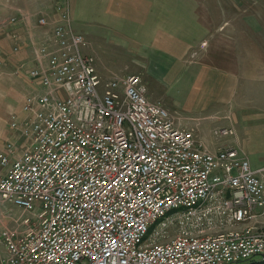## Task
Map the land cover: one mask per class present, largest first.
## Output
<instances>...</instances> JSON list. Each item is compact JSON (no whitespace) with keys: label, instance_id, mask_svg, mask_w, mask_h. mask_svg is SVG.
Masks as SVG:
<instances>
[{"label":"built area","instance_id":"1","mask_svg":"<svg viewBox=\"0 0 264 264\" xmlns=\"http://www.w3.org/2000/svg\"><path fill=\"white\" fill-rule=\"evenodd\" d=\"M69 5L55 0L53 46L30 71L43 86L23 106L30 143L13 160L12 143L0 151V198L23 210L0 230V264L264 261L263 169L235 146L208 148L140 74L102 76Z\"/></svg>","mask_w":264,"mask_h":264},{"label":"crops","instance_id":"2","mask_svg":"<svg viewBox=\"0 0 264 264\" xmlns=\"http://www.w3.org/2000/svg\"><path fill=\"white\" fill-rule=\"evenodd\" d=\"M169 2L70 0L69 3L76 24L86 21L108 23L107 29L112 27L115 36H124V46L132 45L133 38H142L139 42L142 47L140 53L145 57L142 72L161 61L163 54L173 58L177 63L172 65L174 75L170 79L188 83L189 93L195 99V109L201 108L193 116L200 126V133H195L196 138L211 149L213 143L220 140V137L216 140L211 138L214 128L233 126L235 134L229 135L227 143L220 144L219 148L235 146L240 155L249 158L251 167L263 169L259 173L264 175V46L260 45L264 44L261 41L263 32H251L252 40L249 41L244 39L243 30H228L230 32L219 36L223 62L213 65L198 61L196 67L191 68L193 63L189 62V65L183 59L184 47L165 42L163 7L165 4L177 5ZM205 3L219 6L220 12L223 6L228 5L226 0H207ZM183 4L197 5L191 0H185ZM41 16H46L49 23L41 25ZM12 17L16 19L11 21ZM57 17L55 0H0V151L12 143L13 151L8 153L11 160L30 143L23 133L22 122L27 115L23 106L29 94L43 90L41 80L31 76L30 71L47 63L39 49L45 44L53 46L51 38ZM207 35L211 37L212 33ZM189 69H195L193 78ZM148 97L154 102L159 101L154 93H149ZM14 117L17 127L12 126ZM175 120L180 126L189 127L180 119ZM0 172H4L1 166Z\"/></svg>","mask_w":264,"mask_h":264},{"label":"rangeland","instance_id":"3","mask_svg":"<svg viewBox=\"0 0 264 264\" xmlns=\"http://www.w3.org/2000/svg\"><path fill=\"white\" fill-rule=\"evenodd\" d=\"M168 1L175 2L177 5L165 4L163 7L165 42L184 47L183 49L186 51L183 59L188 64L189 62L193 63L191 68L196 67L198 61L213 65H219L223 62V46L221 47L219 36L225 32H230L228 30H243L244 39L249 41L252 40L251 32L253 31L260 30L264 36V0H226L228 5L223 6L221 12L219 6L205 3L207 0H191L197 3V5L192 6L184 5L185 0H165V3ZM198 1L202 3L199 4ZM69 6L70 24L76 32L84 36L87 42L84 51L94 56L102 76L123 77L131 73L141 74L145 65V57L140 53L142 47L139 42L143 40L142 38H133L131 40L132 45L124 46L122 43L124 36H115L112 27L107 29L108 23L86 21L76 24L73 19L71 4ZM11 21L14 20L11 19ZM93 25L103 29L95 28ZM207 33H212V36L209 37ZM261 41H264V38H261ZM260 45L264 46L262 43ZM137 50L139 52H136ZM162 58L161 61H157L149 69L142 72L147 95L154 93L159 97L158 102L163 103L175 118L180 119L184 125L198 133L200 126L197 125L193 116L198 114V110L201 108L195 109L194 96L189 93L190 85L188 86V83H183L180 79H170L174 75V70L171 69L172 65L177 62H174V59L169 58L166 54H163ZM189 74L193 78L195 69H189ZM210 135L212 139L219 138L215 136L214 132H211ZM228 138L229 136L220 137L218 142L213 143L211 149L218 150L220 144L225 145L227 143ZM22 214L23 210L19 206L0 198V230L5 226L16 225L15 219ZM157 225L158 222L152 225L148 233L153 232ZM258 259L260 258L256 257L250 262Z\"/></svg>","mask_w":264,"mask_h":264},{"label":"trees","instance_id":"4","mask_svg":"<svg viewBox=\"0 0 264 264\" xmlns=\"http://www.w3.org/2000/svg\"><path fill=\"white\" fill-rule=\"evenodd\" d=\"M243 264H264V261L259 263L258 261H253V262H246V263H243Z\"/></svg>","mask_w":264,"mask_h":264}]
</instances>
